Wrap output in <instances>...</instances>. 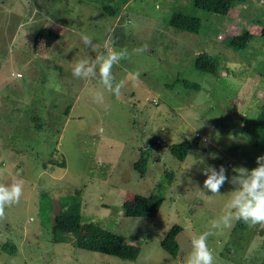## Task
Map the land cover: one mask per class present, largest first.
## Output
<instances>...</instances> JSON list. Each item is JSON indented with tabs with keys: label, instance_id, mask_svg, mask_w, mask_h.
Wrapping results in <instances>:
<instances>
[{
	"label": "rangeland",
	"instance_id": "rangeland-1",
	"mask_svg": "<svg viewBox=\"0 0 264 264\" xmlns=\"http://www.w3.org/2000/svg\"><path fill=\"white\" fill-rule=\"evenodd\" d=\"M100 1L0 0V184L24 182L19 204L0 220V264H185L191 239L231 211L234 186L226 182L209 202L211 193L200 191L203 169L223 166L230 180L233 169L257 166L258 152L240 129L264 106V44L237 52L221 43L224 31L231 37L244 26L239 13L230 10L219 25L208 15L193 36L166 26L171 3L188 10L181 0H128L114 18ZM245 27L256 34V25ZM144 45L147 51L133 52ZM122 49L129 56L112 69L115 82H125L119 99L98 79L73 77L78 60ZM204 52L219 61L220 79L194 69ZM33 117L41 118L39 130ZM185 140L192 145L179 162L169 147ZM147 147L140 177L133 165ZM149 195L160 202L154 218L123 217L122 206L134 209ZM56 215H78L83 228L114 232L133 248L120 259L55 244L46 219ZM174 226L181 229L177 257L160 247ZM214 231L209 246L218 264H264V226L234 221ZM6 243L15 255L2 250Z\"/></svg>",
	"mask_w": 264,
	"mask_h": 264
},
{
	"label": "trees",
	"instance_id": "trees-1",
	"mask_svg": "<svg viewBox=\"0 0 264 264\" xmlns=\"http://www.w3.org/2000/svg\"><path fill=\"white\" fill-rule=\"evenodd\" d=\"M127 1L128 0H103L100 1L99 9L105 16L114 18L117 16L120 6ZM181 2L188 5V10L175 7V2L169 5L170 10L168 11L169 13L165 21L166 26L173 31L180 34L197 36L202 29V22L205 17L208 15L217 16L220 21L216 24L219 25V23L227 20L226 14L230 10H235L239 13L238 18L243 19L245 24L241 26V29L238 30L234 36L230 37L226 35V31H224L221 41L223 46L241 52L245 49L246 45L251 42L258 41L264 44V24H259L261 20H264V0H181ZM245 6L251 11L249 10L250 12L242 14V12H244L242 9ZM248 24H253L258 27L256 30L257 35L248 32L245 27ZM193 67L200 74H207L215 79L221 78L219 61L213 55H209L206 52L198 54L194 58ZM262 77L264 79V71ZM182 84L184 87L194 91L199 90L197 85H191L189 82L184 81ZM68 111L69 108L65 110V116L68 115ZM32 120L37 123L36 129L39 130L41 127V118L33 117ZM242 122L243 126L240 129L241 134L251 139L252 147L258 152V157L264 155V106L260 108V112L255 117L251 119L244 118ZM149 143L152 148L158 150L160 142H158L156 137H152ZM191 145V142L187 140L180 145H171L169 147L170 154L177 161L183 162ZM149 150L151 151L148 147L141 150L142 152L138 161L133 165L134 170L139 173L140 177H143L145 174L147 165L145 153ZM136 200L138 203L134 209L122 206V215L124 218L155 217L160 207L157 196L149 195L147 197H138ZM46 221V226L49 227L48 229L52 242L55 244L68 243L72 247L80 250L120 259H122L124 249L133 248L127 243L126 238L114 232L104 230L94 225L88 227L84 226L83 228L78 215L69 217H60L56 215L53 220H49L48 218ZM180 230L178 226L172 227L160 243V247L172 257H177L178 254V245L175 241V237ZM2 250L9 255H15L17 252L14 246H10L7 243L2 246Z\"/></svg>",
	"mask_w": 264,
	"mask_h": 264
},
{
	"label": "clouds",
	"instance_id": "clouds-1",
	"mask_svg": "<svg viewBox=\"0 0 264 264\" xmlns=\"http://www.w3.org/2000/svg\"><path fill=\"white\" fill-rule=\"evenodd\" d=\"M156 9L159 10L157 4ZM82 42L95 52L97 46L93 43L90 36L82 34ZM112 44L111 36L105 41V48ZM147 51V45L138 49H133L134 53ZM127 49L120 51H111L107 55H96L95 59L88 57L78 60L72 68V75L76 79L88 81L98 79L103 88L111 92L119 99L125 86L124 81L115 82L112 69L121 60L128 58ZM139 74H134L132 79H137ZM95 102L104 103L102 92L95 94ZM109 107V105H105ZM256 167L249 170L247 168L233 169L235 175L229 177L226 175V169L221 166L219 169L208 166L203 169L202 175L206 177L203 181V190L201 193H211L206 195L207 200L211 202L214 197L220 196V189L224 184L230 183L234 186L232 199L229 207L231 211L210 221L211 229L204 231L191 239V251L185 259V264H218V259L213 249L209 246V237L215 235L214 230L230 228L234 221H242L249 227L257 225L264 226V155L257 157ZM24 182L16 179L11 184H0V220L6 218V209L19 204L23 195Z\"/></svg>",
	"mask_w": 264,
	"mask_h": 264
},
{
	"label": "water",
	"instance_id": "water-1",
	"mask_svg": "<svg viewBox=\"0 0 264 264\" xmlns=\"http://www.w3.org/2000/svg\"><path fill=\"white\" fill-rule=\"evenodd\" d=\"M236 115V114H235Z\"/></svg>",
	"mask_w": 264,
	"mask_h": 264
}]
</instances>
